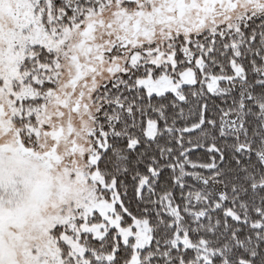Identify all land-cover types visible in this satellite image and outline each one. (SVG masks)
<instances>
[{"label":"snow or ice","instance_id":"obj_1","mask_svg":"<svg viewBox=\"0 0 264 264\" xmlns=\"http://www.w3.org/2000/svg\"><path fill=\"white\" fill-rule=\"evenodd\" d=\"M0 264H264V0H0Z\"/></svg>","mask_w":264,"mask_h":264}]
</instances>
